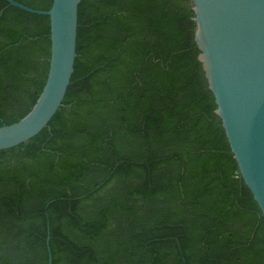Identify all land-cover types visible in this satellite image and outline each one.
<instances>
[{"label": "trees", "instance_id": "obj_1", "mask_svg": "<svg viewBox=\"0 0 264 264\" xmlns=\"http://www.w3.org/2000/svg\"><path fill=\"white\" fill-rule=\"evenodd\" d=\"M194 17L193 0H82L63 106L0 150V264H264V215L216 113ZM50 32L49 16L0 0V126L42 93Z\"/></svg>", "mask_w": 264, "mask_h": 264}, {"label": "water", "instance_id": "obj_2", "mask_svg": "<svg viewBox=\"0 0 264 264\" xmlns=\"http://www.w3.org/2000/svg\"><path fill=\"white\" fill-rule=\"evenodd\" d=\"M7 1L30 13L49 16L52 46L42 93L26 116L0 126V150L30 141L49 127L63 106L75 71L82 2L53 0L49 10H40L16 0ZM193 3L199 60L215 96L216 113L239 171L264 215V0Z\"/></svg>", "mask_w": 264, "mask_h": 264}]
</instances>
